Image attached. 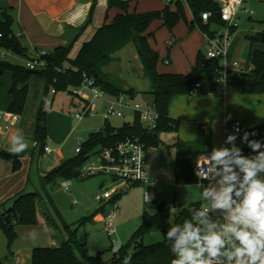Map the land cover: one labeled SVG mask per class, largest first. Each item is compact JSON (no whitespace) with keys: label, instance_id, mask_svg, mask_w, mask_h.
Segmentation results:
<instances>
[{"label":"trees","instance_id":"trees-1","mask_svg":"<svg viewBox=\"0 0 264 264\" xmlns=\"http://www.w3.org/2000/svg\"><path fill=\"white\" fill-rule=\"evenodd\" d=\"M139 0H109V10H120L122 14L104 24L93 39L84 44L75 60L69 58L73 45L57 48L50 54L43 56L48 64L47 68L41 70H30L24 65H16L8 60L0 59V76L8 72L13 74V88L11 89L12 105L9 111L22 116L26 107L29 82L32 77L37 76L46 80L48 90L59 92H73V89L82 85L85 79L94 81L95 85L103 90L109 97L119 98L128 96L137 99L139 95L149 96L152 99V109L158 114V126L155 130L145 129L140 121L139 115L135 116L133 124H124L122 128L116 129L106 121L105 127L90 134L87 141L82 142L81 153L71 160L63 162L53 171L46 173L41 178L42 191L51 199L49 188L55 186L59 180H72L79 178L82 167L90 156L97 150L110 148L128 139L140 138L146 149H159L162 145L160 135L162 133L178 132L179 122L170 116V108L173 100L179 96L190 97L194 94L217 93L222 87L220 80L224 77L220 59H208L207 53L200 52L196 64L188 75L162 74L158 71L160 54L155 51L145 34L155 22H163L172 35L179 23L184 22L189 31L199 30L207 38L215 39L226 24L218 17L221 6L217 0H184L175 4L174 0L161 11L146 13H130L132 2ZM185 6L192 13V21H189ZM95 5L87 24L91 23ZM211 14V18L203 21V14ZM108 20V18H107ZM14 15L10 8L0 4V47L11 51L15 56L23 59H32L29 50L22 44L20 38L13 31ZM264 24V21H263ZM213 27H216L213 29ZM237 28L232 29V35ZM134 32L135 35L134 36ZM248 40L254 47L264 45V31ZM134 44L140 61L143 65L144 77L151 82L152 90L148 93H139L135 89H125L120 86L108 73L107 69L114 63L119 62L115 55L129 44ZM172 45L168 46V57ZM69 68V69H67ZM226 87L241 89L244 95L264 97V51L253 50L250 56V69L244 72H228L225 76ZM48 111L41 110L38 118L36 142L41 152L45 153L48 139ZM255 131L256 136L250 139L264 141V122L259 127L248 130ZM212 150V139L210 135L205 137L201 130L197 142L189 145H181L176 157L175 179L179 186L198 184L194 173V164L202 154H208ZM243 152L248 155L251 150L244 145ZM0 158L13 163L14 172L21 170L22 163L18 156L13 155L0 146ZM39 194L32 193L20 195L13 206L5 213L0 214V230L8 239V249H12L18 238L16 229L18 227H34L39 225L38 200ZM121 198L117 197L113 203ZM55 207V206H54ZM201 204H193L188 208L181 209L174 218L173 226L183 223L185 219H192L193 212L201 210ZM100 211H104L101 209ZM173 217V207L167 203L153 204L146 209L143 222L139 230L132 236L129 243L114 253L109 263L103 261L101 254L95 258H88L87 245L78 240V231L63 223L67 234V240L58 248L39 247L32 252V264H86L83 259L91 264H123L126 256H131V264H171L174 259L169 246L165 240V234L170 227ZM155 230L162 232L161 242L152 245L144 243L145 238ZM131 251H133L131 253Z\"/></svg>","mask_w":264,"mask_h":264},{"label":"crops","instance_id":"crops-1","mask_svg":"<svg viewBox=\"0 0 264 264\" xmlns=\"http://www.w3.org/2000/svg\"><path fill=\"white\" fill-rule=\"evenodd\" d=\"M246 2L247 0L245 3ZM108 3L109 0H0L1 5L12 9L15 19L13 31L20 38L22 44L29 50L30 57H35L38 53H45L47 55L59 47L73 45L69 56L71 60L77 58L83 45L90 42L104 24L112 22L116 16L122 14V12L117 9L110 11ZM168 4L167 0H139L138 2L135 1L131 3L129 12L146 13L161 11ZM94 5L95 10L91 23L87 24ZM185 8L189 21H192L191 11L188 6H185ZM172 10L175 11L176 7L174 6ZM244 13L250 16L249 21H254L252 18L254 14L251 15L248 9L245 8ZM238 19L240 21V13ZM261 23H263V21ZM259 33L261 32L256 34ZM235 34L232 35L229 43L226 59L221 60L225 65L227 64L228 67L231 66L232 63L238 61V56L241 52V50L234 49L235 41H233V38ZM145 35L148 37L150 35L153 36V38H149V43L151 47L160 54L158 71L162 74L188 75L195 66L199 53L202 52L204 47L207 48V37L199 30L190 32L184 22L179 23L173 35L163 27V22H155ZM248 42L250 43L249 40ZM170 45H172V49L168 57V46ZM128 46L115 55L119 60L118 65L120 70H122L123 64L121 63L122 59L119 54ZM253 50L264 51V45L258 44L253 47L250 43L248 63L243 64L240 62L245 69H250V56ZM136 59L140 62V69L143 70L139 55H137ZM19 60L23 61L22 65H24L25 60L21 58ZM111 67L112 66L107 69L110 74L111 71L109 69H111ZM142 76H144V73H142ZM144 80H146L145 77ZM13 83L14 79L11 72L0 76V112L9 111L12 105L13 99L11 96V89L13 88ZM132 88L133 87H127L125 89ZM133 89L139 93H148L151 91V89L148 91H140L136 88ZM221 89L222 88H220L217 93L207 95L194 94L190 97L179 96L173 100L170 108V116L172 119L179 122V130L175 133L173 143H169L168 135L170 134L160 135V139L167 147L172 144L176 146L175 163L179 147L181 145L188 147L197 142L200 138L201 130L204 132L205 137L210 135L212 139V148L218 147L217 133L220 131V128L219 131L216 129V132H214L212 129V124L214 123L216 126H221L222 129V126L228 127V125L234 121H240L242 123V132L245 130H253L263 124V96L244 95L241 89L236 87H227L224 91ZM50 93L55 96L53 101V103H55L59 93H54L53 90L49 91L46 80L37 76L32 77L29 82L26 107L23 115L20 116L19 122L7 133L4 124L0 121V146L3 149L11 153V138L18 131L23 136L24 142L28 145V148L24 152L19 154L12 153L18 156L22 163L21 170L18 172H14L13 163L11 161L0 158V214L8 211L20 195L37 193L46 196L41 188V178L47 173L45 172V164L40 167V160L43 157L55 156L50 162L53 165H61L63 162L71 160L69 154L64 150L63 145L60 148L53 149L48 144V138L47 146L50 147L53 152L52 154H46L41 152L36 142L39 113L41 110H45L44 107L47 104L48 95ZM141 96L143 95H139L138 97ZM146 97L151 99L149 96ZM32 99L35 100L36 106L32 109L31 115L28 116V108ZM69 104L71 108L79 109L81 103L74 97ZM199 105L201 106L198 107ZM229 106L235 107L238 111L239 116L237 118H231L230 120L231 114ZM49 117L48 111V123ZM227 127L225 129V136H227ZM243 146L244 145H242V148ZM150 151L151 150H148V173L149 176L158 180L159 188L157 191H159L160 184L162 183L159 178V174L161 173L160 170H162L161 164L158 162L159 156L150 155ZM202 155L200 157H203ZM155 158H157V162ZM154 163H157V165L155 166ZM137 187H143V189L147 190L150 201H147V194H145L144 200L146 203L160 204L156 201L157 191L151 192L149 187L145 186ZM99 204L102 207L101 209H104L103 205L101 203ZM204 209L201 208V211ZM210 215L213 216L218 226L224 223L219 216H215L213 213H210ZM101 218L102 214L96 218V221L100 222ZM22 230H25L24 234L28 236L23 245L19 244V238L20 240L21 237L25 238ZM17 234L18 239L13 246V254H11L8 249V239L4 232L0 230V264H32V252L35 248L46 247L45 245H48L47 247L58 248L67 240L66 232L59 230V228H51L40 211L39 225L30 227L29 229H23L22 227L18 228ZM41 236H44L45 240L39 239Z\"/></svg>","mask_w":264,"mask_h":264},{"label":"rangeland","instance_id":"rangeland-1","mask_svg":"<svg viewBox=\"0 0 264 264\" xmlns=\"http://www.w3.org/2000/svg\"><path fill=\"white\" fill-rule=\"evenodd\" d=\"M178 1H182L185 5L184 0H174L173 6H175ZM245 8L248 9L249 12L254 13L252 16L253 22L249 21L250 16L244 13ZM262 21H264V0H247L243 10L240 12L238 29L233 38V41H235L234 49L241 50L238 56L239 62L243 64L248 63L250 43L247 38L250 35L264 31V24L261 23ZM215 28L216 27H213V29ZM202 52L206 54L207 48L204 47ZM137 55L136 46L133 43L129 44V46L119 54L122 59L121 63L123 64L122 70L119 69V62L111 65L112 67L109 70L111 71L113 79L124 88L133 87L140 91L152 90L150 80L148 78L144 80V76H142L144 71L140 69V62L136 59ZM7 60L12 64H23V61L19 59L8 58ZM221 64L223 66L225 65L223 61H221ZM222 87L225 88V86ZM54 97L55 96L50 93L48 95L47 104L44 107L46 111H49L50 115L48 123V144L53 149L60 148L63 145L64 150H66L70 156L69 158L73 159L78 156L76 150L79 147L80 141H87L90 134L98 132L105 127L104 115L107 113L108 109L111 108V104L106 100L96 101L94 103L95 108L93 113L79 121L76 119L75 115L83 113L85 107L82 103L79 105V109H73L69 104L71 99L74 98L71 93L59 92L55 103H53ZM141 97H137L135 101L141 103L145 107L149 106L152 108V99L146 96ZM35 106V100L32 99L28 108V116L31 115L32 109H34ZM200 106L201 105L198 107ZM229 109L231 114L230 120L231 118H237L239 116L235 107L229 106ZM134 121L135 114L132 111H127L124 118L112 117L109 122L112 127L119 129L122 128L124 124H133ZM226 127L227 126H222L221 129V126H216L215 123L212 124L214 132H216V129L219 131L220 128V131L217 133L218 147L224 145ZM165 134H170L168 135V140L169 143H173L175 132L162 133L161 135ZM236 143L238 146L242 147L239 139H237ZM158 150L150 151V155L159 156L158 162L161 164L162 169L159 174L162 183L160 184V190L157 191L156 201L158 203H167L173 207V217L170 222V226H173L174 218L180 213L181 209L199 203L204 209L208 208V204L201 197L202 189L199 187L200 182H198V184L186 186L176 185L174 168L176 164V146L172 144L167 147V145L165 146L162 143L160 150ZM54 157H43L40 160V167L45 164V172L49 173L59 166L50 163ZM155 159L157 162V158ZM154 164L155 166L157 165V163ZM112 186V180L106 176L93 178H81L79 176V178H74L72 180H59L55 186L49 189L51 199L48 198L47 195L42 196L39 194L38 219L40 211L51 228H59V230H63V232H65L63 228V223L65 222L73 231H78L79 242L82 244L86 243V256L88 258H95L101 254L103 261L109 263L114 253L118 252L116 246L119 245L120 249L129 243L132 236L142 225L145 210H149L153 205L152 203L145 202L144 196L147 194V190L143 189V187L134 188L128 193L123 194L117 201L118 218L116 221V233L115 236L111 238L104 230L102 223L96 221V218L103 214V212L100 211L102 207L96 201V197L105 193V191ZM54 205L55 208L53 207ZM113 208V204L109 203L107 211ZM22 228L29 229L30 227L24 226ZM22 233L25 235V238L21 237V240L19 238V244L23 245L28 236L24 234L25 230H22ZM39 239L45 240V237L41 236ZM162 239V232L160 230H155L145 238L144 243L146 245L157 244L161 242ZM45 246L47 247L48 245ZM132 252L133 251H131V253ZM83 261L86 264H91L86 259H83Z\"/></svg>","mask_w":264,"mask_h":264},{"label":"clouds","instance_id":"clouds-1","mask_svg":"<svg viewBox=\"0 0 264 264\" xmlns=\"http://www.w3.org/2000/svg\"><path fill=\"white\" fill-rule=\"evenodd\" d=\"M255 131L237 126L224 145L202 155L196 175L201 197L209 211L196 210L192 219L170 226L165 240L174 259L171 264H264V141L250 139ZM251 152L245 155L236 141ZM28 148L18 131L11 138V153ZM146 199L149 202L150 196ZM210 213L224 223L217 226ZM119 250V245L116 246ZM123 264H131V256Z\"/></svg>","mask_w":264,"mask_h":264},{"label":"built area","instance_id":"built-area-1","mask_svg":"<svg viewBox=\"0 0 264 264\" xmlns=\"http://www.w3.org/2000/svg\"><path fill=\"white\" fill-rule=\"evenodd\" d=\"M168 3L171 0H167ZM221 6V21L226 24L224 30L215 39L207 38V57L208 59L225 60L228 53L229 43L232 38V29L238 28V15L246 0H217ZM253 15V12H250ZM211 18V14H203V21L207 22ZM45 53H38L32 59H23L24 66L30 70H41L47 68L48 64L43 60ZM8 58L20 59L11 51H7L0 47V59ZM223 68L224 77L219 81L222 86L226 87L225 76L228 72H244L246 69L242 67L240 62L236 61L228 67L226 64ZM69 69V68H67ZM225 88L222 87L224 90ZM55 93V92H54ZM72 95L84 105L83 113L75 115L76 119L81 121L84 117L89 116L94 111V103L98 100L108 101L111 108L104 115L105 121H110L112 117L124 118L127 111H132L135 116L139 115L143 127L149 131H153L158 126L159 116L154 109L149 106L145 107L141 103L129 98L128 96H120L119 98L109 97L103 90L97 87L94 81L85 79L82 85L73 89ZM93 101V104H92ZM20 116L11 111L0 112V121L4 124L5 131L9 133L12 128L19 122ZM239 127L242 133V123L234 121L228 125L226 134L234 131L235 127ZM82 150V142H80L76 153L79 155ZM50 147L45 148L46 154H52ZM204 158H199L194 164V173L196 175L197 168L204 163ZM109 177L113 186L107 189L105 193L96 197V200L103 205L104 212L100 222L109 237H114L116 233V221L118 217V206L113 201L128 193L137 186L149 187L151 192H156L159 188L157 179L149 176L148 173V151L146 144L140 139H128L110 148H103L94 152L80 172L81 178L93 177ZM197 177V175H196ZM207 185L208 181H200ZM113 204V209L107 211L109 204ZM203 211H209L208 208Z\"/></svg>","mask_w":264,"mask_h":264},{"label":"water","instance_id":"water-1","mask_svg":"<svg viewBox=\"0 0 264 264\" xmlns=\"http://www.w3.org/2000/svg\"><path fill=\"white\" fill-rule=\"evenodd\" d=\"M218 17L221 18V15L219 14ZM134 36H136V35H135V32H134Z\"/></svg>","mask_w":264,"mask_h":264}]
</instances>
